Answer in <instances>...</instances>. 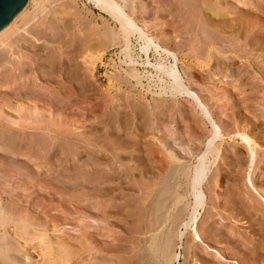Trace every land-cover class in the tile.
<instances>
[{"label":"rangeland","instance_id":"obj_1","mask_svg":"<svg viewBox=\"0 0 264 264\" xmlns=\"http://www.w3.org/2000/svg\"><path fill=\"white\" fill-rule=\"evenodd\" d=\"M181 1L139 0L138 2L134 0L133 7H136L135 14H133L136 21L140 25H143L155 43L176 54L179 63L178 69L183 74L184 81L186 82L187 79V86L199 92L202 95H200L202 99H205L204 101L207 104L210 103L213 106L209 105L210 108L212 107L213 119L221 128L223 134V139L216 143V147L221 152L220 157L214 164H211L212 166H209L210 169L207 174V179L202 187L206 197V203L204 208L199 212L196 229L202 236L204 244L209 246L210 249H220L221 247L222 255L228 258L230 257L229 259L235 255V258L231 260H235L234 262H237V264H264V240H261L264 238V209L259 202V197L264 199V97H262V93L264 94V88H262L264 84L259 81L258 74L252 67L247 68L249 62L256 67L262 63V56L259 55L260 57H258L259 50H256L258 49L257 47L260 49L263 44H258V46L256 44L258 43L257 40L254 39L251 42V46L249 45V48L247 47L249 51L252 50L250 51L252 53L251 55H247L240 51L242 49H238V47L234 48L230 44L223 43L224 45H221V47L223 49L225 46L224 50L226 49L227 51L225 50V54L219 55L218 51L221 47L219 44H215L217 41L214 39L213 33L204 28L199 16H196L198 13L195 14L194 12L196 11V7L194 5L192 6L193 2L188 0L187 2L190 4L188 5L187 2L185 3L186 0H183L182 3ZM231 1L223 0L222 2V5L229 9V13L231 12L228 15L226 9V14L230 17H224L225 20L228 19L230 21L231 17L237 19L248 13L249 16L245 15L240 19H243L242 21L245 22L243 24L246 27L249 26L250 29L252 28L251 30L253 32L254 29L255 31L258 29V33L260 34L254 32V36H260L264 32V25L262 24L264 19H262V15V17L260 16L262 12L264 13V4L262 5L264 0ZM53 3V5L47 4L45 11L37 12V18L33 19V23H28L27 27L24 26V28L20 22V26L17 23L16 27L11 28V34L9 33L5 38L0 40V58L3 60H0V66L2 67H0V107H2L3 101H9L8 103H10V109L6 107H3L2 110L0 109V264H43L44 262V264H160L155 251L160 249L165 241L170 256L176 250L179 254L178 262H172L171 264H234L232 262L226 263L221 261L220 258L215 256L203 245L194 243L190 231L184 230L183 227V224L188 220L190 206L193 200L190 197L189 179L182 177V172L188 171L190 174L197 162L198 156L205 152L206 148L204 143H206V139L210 135V127L204 122L201 114L191 102L181 97L173 98L170 94L168 95L169 91H164V89H168V80L156 65L161 64V66H167L172 63L171 58L168 59L165 55H157L153 50H149L145 55L141 50V44L143 43L136 36L129 38V47L125 48V44L118 36V29L115 23L110 21L107 24L111 29L114 28L115 35L117 34V38L119 37L118 40L116 41V36L114 35L113 40L116 43L112 40V43L108 46H97V51H95L96 49L92 50L95 53L92 51V54L88 52L92 56H88L89 54L85 52L84 54L88 57L84 58V60L86 59V62H84H88V64L89 61L92 62V65L89 64L91 67L83 63L82 56L77 60L79 63L77 69L81 71L79 73V70H77V73L83 79L79 83L82 92H84L77 100V105L75 106L77 108H73L70 112L67 111L68 113L63 114L58 124L54 125L55 113L51 108L48 109V106L43 107L42 103H36V100H34L35 103L33 100H31L32 102L25 101L27 102L25 103L23 99L17 98V100L13 96L12 93L18 91L21 93L35 91V94L44 93L46 95L47 91L53 90V85L46 84L42 79L50 70L46 67V63L53 61L54 58L56 60L55 55L57 53L46 42L45 38L41 37L49 34L47 29L50 22L48 20L49 18L51 19L52 12H61L63 10L62 5L64 4L66 7L67 5L69 7L65 9L66 11L71 12L73 10L72 13L74 11L76 13L75 15L73 13L74 17H71V20L73 18L72 21L75 20L77 14H80L77 17L79 20L77 18V21L75 20L80 25L84 22L80 23L81 17L84 15L85 21L87 19L90 21V16L92 15L91 18L96 19L97 22L93 19L90 22H95L99 27L103 25L102 22L105 23L108 20L106 16L94 8L89 0H54ZM58 3H61V5ZM227 4H231L232 6H226ZM31 6L32 4L28 7L29 12L32 8ZM50 8H53L52 11ZM155 8L158 11L154 10ZM184 9H186L187 13ZM179 10L180 12H178ZM38 13L40 16L37 15ZM232 14L236 16L233 17ZM247 17H249V20L246 21ZM256 21L262 24L258 28L252 25L254 23L256 24ZM37 23L38 25L36 26ZM40 24L42 26L39 27ZM195 24L197 25L195 26ZM201 27L207 31H201ZM34 31L36 32L34 33ZM208 33L212 34V36ZM241 36H244V34L242 33ZM195 37L198 39L195 40ZM206 37L209 40L205 39ZM212 37L214 40L211 39ZM36 47L40 49L35 50ZM98 47H101V49L98 50ZM250 47L253 48L250 49ZM231 49L233 50L232 52L236 53L239 50L243 53L241 54L239 52L242 56L239 55L240 57L235 58L231 54ZM31 50L32 52H30ZM4 51L8 52V54L4 53ZM34 51L38 54V57ZM2 53L5 54V57ZM9 53L11 54L10 57ZM187 54L190 55L188 56ZM252 54L254 56L256 54V56L253 58ZM246 55L251 56V58L248 57L249 59H245V57L247 58ZM229 56H233L234 58L231 57L227 61L225 58ZM256 57L257 59H255ZM250 60H253V62ZM130 61L136 65H131L132 63L130 64ZM225 62H228L226 64H229V68L232 70V76L229 77V75H226L229 78L228 84L225 85L223 90H216L212 86L211 81H215L216 78L222 77V75L226 78L224 75L226 73L224 69ZM1 63L3 64L1 65ZM149 63L151 66L155 65L156 67H149ZM41 64L48 71L47 69L46 72L45 69L42 70L43 67H40ZM64 69L57 74L63 75V81H66L68 79V68ZM86 69L88 70L86 71ZM157 70L160 72H157ZM131 72L134 73L132 74ZM221 72L222 75H220ZM39 73H43V76ZM136 74L139 76H136ZM212 74L213 76H211ZM125 80L127 81L125 82ZM164 80H167V82ZM89 82L92 86H89ZM232 85L235 86V90L231 88ZM226 91L229 93H226ZM222 92L230 95L233 104L235 103L234 105L236 106L229 107L225 103H222L219 99ZM209 98H211V101L209 100L208 103L207 99ZM114 99L116 102L113 101ZM27 106L29 108L28 112L31 110L30 113H27ZM117 106L118 108H116ZM124 106L126 109H123ZM140 106H144L143 109H140ZM40 107L44 109L35 111ZM136 107H138L137 110ZM24 108L27 110H24ZM33 109L34 111H32ZM109 109L112 111H109ZM8 110L9 112H7ZM260 116L263 117L260 118ZM1 119H4V121L12 120L13 123L8 121L6 123ZM27 121L31 123V129L29 130L22 128L23 124ZM42 122L46 123L45 127L47 129L40 127V123ZM11 124L13 125L11 126ZM125 129L126 131H124ZM13 132L14 134H12ZM236 132L247 136L255 143L254 145L256 147L254 151H257L255 152V158L260 162H256V166L251 173V178L254 188L259 195L250 191L245 184L247 173L250 170L247 167L248 152L244 145L240 143ZM105 134L108 135V139ZM26 139L27 142L25 141ZM97 142L99 143L97 144ZM105 143L106 145H104ZM89 148H92V150ZM170 150L173 152L176 151L177 159L172 158L171 153H168ZM119 159L121 160L119 161ZM172 159L175 160L173 161ZM209 159L210 162L213 161L211 156ZM122 160L125 161L122 162ZM95 175L98 177H95ZM138 181H141V183ZM166 193L168 194L166 195ZM137 200L139 201L137 202ZM102 209H104L103 211L107 215L102 213ZM107 216L109 217L107 218ZM33 230L38 233L36 232V234ZM181 231L184 232L185 237L183 236L179 240L178 235ZM28 232H30L28 234L30 237L26 234ZM42 233L44 237L41 239ZM20 234L22 238L24 237L23 240ZM37 235H40V238L36 239ZM25 237L28 243H25ZM216 240L220 243H217ZM46 256L47 258H45Z\"/></svg>","mask_w":264,"mask_h":264},{"label":"bare ground","instance_id":"obj_2","mask_svg":"<svg viewBox=\"0 0 264 264\" xmlns=\"http://www.w3.org/2000/svg\"><path fill=\"white\" fill-rule=\"evenodd\" d=\"M57 1V0H56ZM67 1V0H66ZM90 1V3L94 6V8L95 9H97L98 10V12L100 11L104 16H106V18H108V20H106L105 21V23H103L102 22V24L103 25H101L100 27L99 26H97V24L95 23V22H93V23H95V24H93L92 22H90V21H92V19L93 18H91V16H90V21H89V19H87L86 21L84 20L85 19V15L84 16H82L81 17V20H80V23H82L83 21V23L80 25L78 22V24L76 23V18L78 17V15H80V14H77L76 16V18H75V20L74 21H72L73 20V18H72V20H71V17H74L73 16V13H74V15L76 14L75 13V11L72 13V11L71 12H69V11H66L65 9H67V8H69L68 7V3L67 2H65V3H67L68 5H67V7H66V5H62V8H63V10L60 12H57L56 10H54V11H56V12H52V16H51V19L49 18V20H48V22H50V24H49V27H48V32H49V34H47V35H44V36H41V37H43V38H45V40H46V42L51 46V48L52 49H54L55 51H56V60H55V58H54V60L53 61H47L48 63H46L47 65H46V67L47 68H49L50 70L48 71V69H47V71H48V73H46L47 75H45V77L42 79V81H44L46 84H52L53 85V90L51 91H47V90H45V91H47V94L45 95L44 93L43 94H35L34 92H31L30 91V93H29V91L28 92H23V93H21V92H16V93H12L13 94V96L17 99H23L24 100V102L25 101H31V100H36L37 102L36 103H38L39 102V104H41L42 103V106L43 107H47L48 106V109H50L51 108V110H53V112L55 113V115H54V117H55V120H54V125L55 124H58L59 122H60V120L62 119V116H63V114H65L67 111H69L70 112V110H73V108H77V107H75L77 104V100H78V98H80V95L84 92H82V89H81V87H80V80H82L83 81V79L81 78V76L77 73V70H79V73L81 72L80 71V69H77V66H79V63L77 62V60L79 59V58H81V56H82V61H83V63L84 64H87V65H89V64H91L92 65V62H90L89 60H87V61H89V64H88V62L87 63H85L86 62V59L84 60V58H86V57H88V56H92V55H90L88 52H90L91 54H92V52L93 53H95V51H97V46H108L110 43H112L111 41L114 39V37L117 35H115V33H114V28L113 29H111L110 27H109V25L107 24V22H110V21H112L113 23H115V25H116V27H117V32H118V36L121 38V40L123 41V43L125 44L124 46H125V48L126 47H129V44L128 43H130V41H129V38L131 37V36H136L137 38H138V40H140L143 44H141L142 45V47H141V50H142V52H144V54L146 55L147 54V52L149 51V50H153L154 52H155V54L157 53V55H165V57L167 56L168 57V59H172V63H170V64H168L167 66H161V64H157L156 66H157V68L158 69H160L161 71H162V73H163V75L167 78V80H168V89H164V91L165 90H167V91H169L168 92V95L170 94L173 98H175V97H181V98H184V99H186L187 101H189V102H191L193 105H194V107L197 109V111L201 114V116H202V118H203V120H204V122L207 124V125H209V129H210V135H209V137L206 139V143H204L205 144V152L202 154V155H200V156H198V159H197V162H196V164H195V166L193 167V169L191 170V172H190V174L188 173V171L187 172H182V177H184V178H188L189 179V187H190V190H191V196L190 197H192L191 198V200H193L191 203V208H190V213H189V217H188V220L183 224V227H184V230H189L190 231V234H191V236H192V239H193V242L194 243H199V244H201V245H203L205 248H207L209 251H211L215 256H217L218 258H220V260L221 261H223V262H226V263H229V262H232V263H234V264H237V262H234L235 260H231L232 258H235L234 256L233 257H231V259H229L228 257H224L222 254H223V252H221V247H220V249L219 248H214V249H210L209 248V246H207L206 244H204V242H203V239H202V236L197 232V229H196V225H197V222H198V217H199V212L204 208V206H205V203H206V197H205V194H204V192H203V190H202V187H203V185H204V183H205V181H206V179H207V174H208V172H209V169H210V165L213 163H215L216 162V160H218L219 159V157H220V149L218 148V147H216V143L217 142H219L220 140H222L223 139V134H222V131H221V128L219 127V125L216 123V121H214V119H213V114H212V105H210V103H209V100L211 99V98H209V99H207L208 101V103L209 104H207L203 99H202V95L201 94H199V92H196V91H194V90H192V89H190L188 86H187V79H186V82L184 81V78H183V74H181V71H179V69H178V58H177V56H176V54L175 53H172L171 51H169L168 49H166V48H164V47H162V46H160L159 44H157V43H155L154 42V40H153V38H151L149 35H148V32H146V29L143 27V25H140L137 21H136V19H135V16H134V14H135V7H133V4H134V0H89ZM138 2H139V0H137ZM142 1V0H141ZM177 1H179V0H177ZM183 1V0H182ZM182 1H181V3H182ZM188 0H186L185 1V3L187 2ZM228 1V0H227ZM231 1V0H230ZM54 0H26V2H25V4L23 5V7L16 13V15L12 18V20L5 26V27H3L1 30H0V40H2L3 38H5L9 33H10V30H11V28L12 27H16V24L18 23V26H20L21 24H22V27L24 28V26H26L27 27V24L29 23V24H31L30 22H32L33 23V19H36L37 17H36V13L37 12H43V10L45 11V7H46V5L48 4V5H53L54 3ZM59 2V1H58ZM61 2V1H60ZM70 2V1H69ZM164 2V1H163ZM173 2V1H172ZM172 2H171V4H172ZM191 2H193L192 3V6L194 5L196 8V11H194L195 12V14L196 13H198V14H196V16L198 17L199 16V19H200V21H201V23H203L202 25L204 26V28H206L207 30H210L209 32H211V33H213V35H214V39L217 41V42H215V44H219V46L221 47V45H224L223 43H227V44H230V45H232L234 48L235 47H238V49H242V50H240L241 52H244V53H246L247 55H251V53L252 52H250V51H252V50H248L247 49V47L250 45L251 46V42L254 40V39H256L257 40V42L258 43H256V42H254V43H256L257 45L258 44H263V46H261V48L259 49V47H257V46H255V47H257L258 49L256 50V51H258V57H260L259 55H261L262 56V63L260 64V63H258V64H260V65H258V67H256V66H254V64H252V63H250L249 62V64H247V68H250V67H252L255 71H256V73L258 74V79H259V81L260 82H262V84H264V32L260 35V36H257V35H255L254 36V32H257L256 34H260V33H258V29L255 31V29H254V32L249 28V26H245L244 24H245V22L244 21H242L243 19H240V18H243L245 15H247V16H249L248 15V13L247 14H244V16L242 15V17H239V18H237V19H233L232 17H231V19H230V21L228 20V19H226L225 20V18L224 17H226V16H228L230 13H229V9L228 8H226L225 6H223L222 4V2H223V0H191ZM244 2V1H243ZM254 2H256V1H254ZM62 3H63V1H62ZM89 3V2H88ZM168 3L170 4V2L168 1ZM190 3V2H189ZM226 3H228V2H226ZM231 3H232V1H231ZM234 3V2H233ZM257 3V2H256ZM261 3V2H260ZM30 4H32V11H31V9H30V12L28 11V7L30 6ZM58 4H60L61 5V3H58ZM70 4H72L71 2H70ZM187 4H188V2H187ZM244 4V3H243ZM264 3H262V5H263ZM185 5V4H184ZM183 5V6H184ZM188 5H190V4H188ZM229 5H231V4H227L226 6H229ZM239 5H241V4H239ZM247 5V4H246ZM63 6H65V7H63ZM187 6V5H186ZM192 6H189V7H192ZM232 6V5H231ZM243 6V5H242ZM241 6V7H242ZM249 6V5H248ZM261 6V5H260ZM73 7H75V6H73ZM142 7V6H141ZM244 8H245V6H243ZM56 8V7H55ZM77 8V7H76ZM170 8V7H169ZM188 8V7H187ZM253 8H254V6H253ZM252 8V9H253ZM51 9V8H50ZM53 9V8H52ZM52 9H51V11H52ZM57 9V8H56ZM190 9V8H189ZM226 9H227V14H226ZM252 9H251V11H252ZM255 9H256V7H255ZM261 9H263L262 7H261ZM154 10H156V11H158L156 8L154 9ZM172 10V9H171ZM185 10V12H186V9H184ZM192 10H194L193 8H192ZM198 10V11H197ZM239 10H240V8H239ZM50 11V12H51ZM78 11V10H77ZM177 11V10H176ZM182 11H183V9H182ZM189 11H191V10H189ZM242 11V10H241ZM253 11H255L254 9H253ZM257 11V10H256ZM46 12H48V11H46ZM80 12V11H79ZM90 12V11H89ZM88 12V13H89ZM149 12V11H148ZM153 12V11H152ZM175 12V11H174ZM173 12V13H174ZM178 12H180V10L178 11ZM184 12V11H183ZM193 11H192V13H194ZM234 12V11H233ZM232 12V13H233ZM243 12H245L244 10H243ZM249 13H250V11H248ZM45 13V12H44ZM78 13V12H77ZM134 13V14H133ZM150 13V12H149ZM176 13V12H175ZM187 13V12H186ZM237 13V12H236ZM41 14V13H40ZM48 14V13H47ZM86 14V13H85ZM90 14H91V12H90ZM151 14V13H150ZM172 14V13H171ZM177 14V13H176ZM185 14V13H184ZM240 14V13H239ZM238 14V15H239ZM243 14V13H242ZM257 14V13H256ZM37 15H39V13L37 14ZM87 15V14H86ZM168 15V14H167ZM235 15V14H234ZM263 16L264 17V13L262 12V14H260V16ZM40 16V15H39ZM43 16H46V15H43ZM155 16V15H154ZM160 16V15H159ZM232 16H233V14H232ZM236 16V15H235ZM235 16H233V17H235ZM261 16V17H262ZM48 17V16H47ZM50 17V16H49ZM94 17V16H93ZM173 17V16H172ZM228 17H230V16H228ZM254 17V16H253ZM262 17V19H264ZM43 18V17H42ZM101 18V17H100ZM105 18V17H104ZM138 18V17H137ZM181 18V17H180ZM44 19H45V17H44ZM43 19V20H44ZM78 19V18H77ZM188 19V18H187ZM261 19V20H262ZM38 20V19H37ZM47 20V19H46ZM79 20V19H78ZM94 20V19H93ZM96 20V19H95ZM94 20V21H95ZM100 20V19H99ZM98 20V21H99ZM228 20V21H227ZM247 20H249V17H247V19H246V21ZM52 21V22H51ZM101 21H103V20H101ZM190 21V20H189ZM251 21V20H250ZM19 22L21 23V24H19ZM36 22V21H35ZM96 22H97V20H96ZM191 22H192V20H191ZM243 22H244V24H243ZM43 23H44V21H43ZM91 23H92V26H91ZM193 23V22H192ZM195 23V22H194ZM247 23V22H246ZM45 24V23H44ZM255 24V23H254ZM254 24H252L253 25V27H255V28H258L259 26H260V24H261V22H257L256 21V24L254 25ZM262 24L264 25V21L262 22ZM261 24V25H262ZM38 25V23L36 24V26ZM47 25V24H46ZM94 25V26H93ZM145 25V24H144ZM187 25H189V26H191L190 24H187ZM197 24H195V26H196ZM200 25V24H199ZM247 25V24H246ZM17 26V27H18ZM40 26H42L41 24L39 25V27ZM48 26V25H47ZM34 27H35V25H34ZM38 27V28H39ZM261 27H263V26H261ZM21 28V27H20ZM19 28V29H20ZM188 28V27H187ZM192 28V27H191ZM203 28V29H204ZM264 28V27H263ZM29 29V28H28ZM33 29V28H32ZM190 29V28H189ZM197 29V28H196ZM200 29V28H199ZM201 29H202V27H201ZM201 30V31H205V30ZM260 29V28H259ZM262 29V28H261ZM35 30V29H34ZM206 30V31H207ZM12 31V30H11ZM14 31V30H13ZM20 31V30H19ZM18 31V32H19ZM28 31V30H27ZM31 31V30H30ZM29 31V32H30ZM192 31V30H191ZM193 31H194V29H193ZM196 31V30H195ZM25 33H26V31H24ZM36 31H34V33H35ZM46 32V31H45ZM44 32V33H45ZM116 32V31H115ZM116 32V33H117ZM198 32V31H197ZM200 32V31H199ZM260 32V31H259ZM16 33V32H15ZM33 33V32H32ZM194 33V32H193ZM202 33V32H201ZM244 34V36H241V34ZM11 34V33H10ZM28 34V33H27ZM198 34V33H197ZM209 34V33H208ZM40 35V34H39ZM42 35V34H41ZM115 35V36H114ZM203 35V34H202ZM209 35H211L212 36V34H209ZM223 35H225V36H223ZM10 36V35H9ZM34 37V36H33ZM37 37V36H36ZM118 37V38H119ZM39 38V37H38ZM118 38H117V36H116V41L118 40ZM132 38V37H131ZM196 38V37H195ZM194 38V39H195ZM25 39V38H24ZM198 38H196L195 40H197ZM205 39H207V40H209V38L208 37H206ZM211 39H213V37L211 38ZM213 39V40H214ZM38 40V39H37ZM41 40V39H40ZM131 40V39H130ZM193 40V39H192ZM195 40H194V42H195ZM213 40H211L212 42H214ZM24 41V40H23ZM30 41V40H29ZM115 40H113V42H114ZM116 41H115V43H116ZM205 41V40H204ZM26 42V41H25ZM46 42H44V43H46ZM199 42V41H198ZM207 42V41H206ZM209 42V41H208ZM29 43V42H28ZM46 43V44H47ZM159 43V42H158ZM179 43V42H178ZM177 43V44H178ZM187 43V42H186ZM33 44V43H32ZM47 44V45H48ZM114 44V43H113ZM118 44H120V43H118ZM197 44V43H196ZM206 44V43H205ZM256 44H254V45H256ZM26 45V44H25ZM34 45V44H33ZM32 45V46H33ZM39 45V44H38ZM122 45V44H121ZM183 45V44H182ZM195 45V44H194ZM197 45H199V44H197ZM201 45V44H200ZM31 46V45H30ZM49 46V47H50ZM120 46V45H119ZM184 46V45H183ZM202 46V45H201ZM217 46V45H216ZM259 46V45H258ZM21 47H23V46H21ZM103 47H102V49H103ZM196 47V46H195ZM199 47V46H198ZM225 47V46H224ZM224 47H223V49H222V47H221V49L218 51V54L219 55H223V54H225V50H224ZM243 47V48H242ZM246 47V49H244ZM254 47V48H255ZM99 49L98 50H100L101 49V47H98ZM124 48V49H125ZM176 48V47H175ZM194 48V47H193ZM201 48V47H200ZM202 48H204V47H202ZM211 48V47H210ZM249 48V47H248ZM253 48V47H252ZM251 47H250V49H252ZM38 49H40L39 47H36L35 48V50H38ZM50 49V48H49ZM96 49V50H95ZM205 49V48H204ZM229 49H230V47H229ZM25 50H26V48H25ZM42 50V49H41ZM53 50V51H54ZM92 50H95V51H92ZM103 50H105V48L103 49ZM234 50H237V49H234ZM254 51H255V49H253ZM8 51V50H7ZM11 51V50H10ZM9 51V52H10ZM27 51V50H26ZM48 51V50H47ZM92 51V52H91ZM102 51V50H101ZM198 51V50H197ZM202 51V50H201ZM212 51V50H211ZM227 51V50H226ZM231 52L233 51L232 49L230 50ZM238 52L236 53V52H232L231 54L232 55H234V57L235 58H237V57H240V56H242L241 54H243V53H241L239 50H237ZM247 51H249V52H247ZM253 51V52H254ZM30 52H32V50L30 51ZM88 53L89 55L87 56V55H85L84 53ZM100 52V51H99ZM127 52V51H126ZM154 52H152V53H154ZM241 54H240V53ZM4 53H7L8 54V52H5L4 51ZM4 53H2V54H4ZM34 53H35V51H34ZM40 53V52H39ZM54 53V52H53ZM195 53V52H194ZM193 53V54H194ZM197 53V52H196ZM239 53V54H238ZM257 53V52H256ZM10 54V53H9ZM36 54V53H35ZM85 55V57H83V55ZM101 54V53H100ZM127 54H128V52H127ZM214 54V53H213ZM38 54H36V56H37ZM51 55H53V54H51ZM144 55V56H145ZM188 55V54H187ZM190 55V54H189ZM188 55V56H189ZM199 55V54H198ZM197 55V56H198ZM203 55V54H202ZM240 55V56H239ZM246 55V56H247ZM253 55V54H252ZM7 56V55H6ZM11 56V54L9 55V57ZM13 56H14V54H13ZM32 56H34V55H32ZM32 56H30V57H32ZM46 56V55H45ZM95 56H97L96 54H95ZM94 56V57H95ZM218 56V55H217ZM255 56H256V54H255ZM254 55H253V58L255 57ZM4 57H5V54H4ZM38 57V56H37ZM99 57V56H98ZM97 57V58H98ZM127 57V56H126ZM136 57V56H135ZM186 57V56H185ZM192 57V56H191ZM231 57H233V56H229V57H226L225 59L227 60V61H229L228 59H231ZM233 57V58H234ZM249 56H247V58L245 57V59H249V58H251V56L248 58ZM8 58V57H7ZM18 58V57H17ZM33 58V57H32ZM36 58V57H35ZM41 58V57H40ZM130 58V57H129ZM195 58V57H194ZM208 58H210V57H208ZM217 58V57H216ZM220 58V57H219ZM242 58V57H241ZM252 58V59H253ZM4 59V58H3ZM48 59V58H47ZM128 59V58H127ZM201 59V58H200ZM213 59V58H212ZM255 59H257V57L255 58ZM0 60H1V58H0ZM129 60V59H128ZM222 60V59H221ZM243 60V59H242ZM254 60V59H253ZM253 60L251 61V62H253ZM1 61H3V60H1ZM35 61V60H34ZM38 61V60H37ZM40 61H42V60H40ZM40 61H39V64H40ZM44 61V60H43ZM80 61H81V59H80ZM85 61V62H84ZM93 61H95V60H93ZM218 61H220V60H218ZM249 61V60H248ZM256 61V60H255ZM135 62V61H134ZM167 62V61H166ZM6 63V62H5ZM4 63V64H5ZM41 63H43V62H41ZM94 63V62H93ZM132 62L130 61V64H131ZM140 63V62H139ZM147 64H148V62H146ZM146 63H144V64H146ZM226 63H228V62H225V67H224V69H225V72L226 73H224V75L226 76V75H229V77L230 76H232V70H231V68H229V64H226ZM232 63V62H231ZM248 63V62H247ZM255 63H257V62H255ZM3 63H1V65H2ZM43 64H45V63H43ZM72 64V65H71ZM155 64V63H154ZM164 65H165V63H163ZM215 64V63H214ZM224 64V63H223ZM131 65H136V64H134V63H132ZM188 65V64H187ZM216 65V64H215ZM21 66H23V65H21ZM39 66V65H38ZM44 66V65H43ZM42 66V64H41V66L40 67H43ZM83 66H85V65H83ZM90 66V65H89ZM94 66V65H93ZM127 66H128V64H127ZM130 66V65H129ZM141 66V65H140ZM149 67L151 66L150 65V63H149V65H148ZM155 65H153V66H151V67H154ZM155 66V67H156ZM188 66H190V65H188ZM233 66V65H232ZM1 67V66H0ZM4 67V66H3ZM39 67V68H40ZM45 67V66H44ZM42 68V70L43 69H45V68ZM91 67V66H90ZM89 67V68H90ZM146 67V66H145ZM239 67V66H238ZM237 67V68H238ZM2 68V67H1ZM22 68V67H21ZM24 68V67H23ZM66 69V68H68V79L66 80V81H63V75L61 76L60 74L58 75L57 73L58 72H62L63 71V69ZM236 68V69H237ZM41 69V68H40ZM46 69H45V72H46ZM64 69V70H65ZM92 69V68H91ZM90 69V71L92 72V70ZM187 69V68H186ZM194 69V68H193ZM196 69V68H195ZM221 69V68H220ZM233 69V68H232ZM235 69V70H236ZM25 70V69H24ZM23 70V71H24ZM88 69H86V71H87ZM201 70V69H200ZM89 71V72H90ZM132 71V70H131ZM189 71V70H188ZM25 72V71H24ZM144 72H145V70H144ZM157 72H160V71H158L157 70ZM187 72V71H186ZM191 72V71H190ZM237 72V71H236ZM252 72V71H251ZM132 73V72H131ZM134 73V72H133ZM132 73V74H133ZM136 73V72H135ZM151 73V72H150ZM194 73H195V71H194ZM25 74V73H24ZM39 74H41V73H39ZM83 74V73H82ZM90 74V73H89ZM88 74V75H89ZM127 74V73H126ZM217 74V73H216ZM241 74V73H240ZM254 74V73H253ZM42 76H43V73L41 74ZM159 75V74H158ZM220 75H222V72H221V74ZM39 76V75H38ZM66 76V75H65ZM128 76V75H127ZM133 76H135V75H133ZM136 76H139V75H137L136 74ZM150 76H152V75H150ZM162 76V75H161ZM211 76H213V74L211 75ZM219 76V75H218ZM237 76V75H236ZM62 77V78H61ZM157 77V76H156ZM185 77V76H184ZM191 77V76H190ZM189 77V78H190ZM246 77V76H245ZM40 78V77H39ZM64 78H66V77H64ZM85 78V77H84ZM130 78H132V77H130ZM133 78H135V77H133ZM137 78V77H136ZM164 78V77H163ZM165 78V79H166ZM209 78H211L210 76H209ZM215 78H216V76H215ZM236 78V77H235ZM249 78V77H248ZM138 79H140V78H138ZM145 79V78H144ZM150 79H151V77H150ZM212 79V78H211ZM228 77L226 76V78L222 75V77H219V78H216L215 79V81L213 80V81H211V83H212V86L213 87H215V89L216 90H219V89H224V87H225V85L226 84H228ZM244 79V78H243ZM65 80V79H64ZM141 80V79H140ZM167 80L165 81V82H167ZM251 80V79H250ZM253 80V79H252ZM8 81V80H7ZM127 80H125V82H126ZM136 81H137V79H136ZM259 81H257V82H259ZM210 82V81H209ZM6 83V82H5ZM158 83H159V81H158ZM242 83V82H241ZM255 83V82H254ZM11 84V83H10ZM151 84V83H150ZM68 85H70V86H68ZM144 85V84H143ZM147 85V84H146ZM155 85V84H154ZM166 85V84H165ZM245 85V84H244ZM23 86V85H22ZM89 86H92V84L89 82ZM163 86V85H162ZM161 86V87H162ZM233 86V85H232ZM231 86V88H234V90H235V86H233L232 87ZM239 86V85H238ZM131 87H133V86H131ZM190 87H192V86H190ZM229 87V86H228ZM90 88V87H89ZM255 88V87H254ZM262 88H264V86L262 87ZM261 88V89H262ZM10 89V88H9ZM12 89V88H11ZM84 89V88H83ZM134 89V88H133ZM153 89V88H152ZM23 90H25V88H23ZM141 90V89H140ZM11 91V90H10ZM26 91V90H25ZM163 91V90H162ZM231 91V90H230ZM264 91V90H263ZM148 92V91H147ZM166 92V91H165ZM164 92V93H165ZM201 92H203V91H201ZM210 92V91H209ZM217 92V91H216ZM232 92V91H231ZM238 92V91H237ZM241 92V91H240ZM39 93V92H38ZM42 93V92H41ZM131 93V92H130ZM162 94H163V92H161ZM212 93V92H211ZM223 93V94H222ZM221 93V95H220V97H219V99H220V101H222V103H225L227 106H229V107H234V106H236V105H234L233 104V100H231V98H230V95H228V94H225L224 92H222ZM226 93H229V92H227L226 91ZM161 94V95H162ZM166 94V93H165ZM238 94V93H237ZM118 95V94H117ZM135 95V94H134ZM201 95V96H200ZM264 94L262 93V97H264L263 96ZM10 96V95H9ZM116 96V95H115ZM122 96H124V95H122ZM121 96V97H122ZM139 96V95H138ZM164 96V95H163ZM166 96V95H165ZM209 96V95H208ZM233 96V95H232ZM112 97V96H111ZM119 97V96H118ZM135 97V96H134ZM170 97V96H169ZM204 97V96H203ZM212 97V96H211ZM10 98V97H9ZM9 98H7V99H9ZM12 98V97H11ZM120 98V97H119ZM131 99H132V97H130ZM136 98V97H135ZM139 98V97H138ZM141 98V97H140ZM159 98H160V96H159ZM14 99V98H13ZM17 99V100H18ZM123 99V98H122ZM124 99H125V97H124ZM129 99V98H128ZM127 99V100H128ZM142 99V98H141ZM172 99V98H171ZM1 100V99H0ZM12 100V99H11ZM16 100V101H17ZM117 100V99H116ZM126 100V101H127ZM155 100V99H154ZM159 100V99H158ZM175 100V99H174ZM236 100V99H235ZM15 101V100H14ZM68 101V102H67ZM113 101H115V99L113 100ZM120 101V100H119ZM122 101V100H121ZM134 101V100H133ZM140 101V100H139ZM150 101V100H149ZM157 101V100H156ZM162 101V100H161ZM168 101V100H167ZM177 101V100H176ZM211 101V100H210ZM9 102V101H8ZM7 101H3V103H2V107H0V109L2 110L3 109V107H6V108H9L10 107V103H8ZM23 102V103H24ZM32 102V101H31ZM116 102V101H115ZM130 102V101H129ZM152 102V101H151ZM172 102V101H171ZM25 103H27V102H25ZM29 103V102H28ZM34 103H35V101H34ZM121 103V102H120ZM122 103H124V102H122ZM139 103V102H138ZM176 103V102H175ZM259 103H260V101H259ZM262 103V102H261ZM32 104V103H31ZM112 104V103H111ZM117 104V103H116ZM160 104V103H159ZM162 104V103H161ZM174 104V103H173ZM1 105V104H0ZM22 105H24V104H22ZM28 105V104H27ZM124 105V104H123ZM145 105V104H144ZM212 106L211 108H210V106ZM19 106V105H18ZM34 106V105H33ZM41 106V107H42ZM113 106V105H112ZM121 106H122V104H121ZM129 106V105H128ZM131 106H133V105H131ZM142 106V105H141ZM140 106V109L142 108L143 109V107H141ZM146 106V105H145ZM150 106V105H149ZM162 106V105H161ZM168 106V105H167ZM243 106V105H242ZM20 107V106H19ZM18 107V108H19ZM25 107V106H24ZM36 107V106H35ZM38 108L37 110H35V111H38V110H41V109H44V108ZM114 107H115V105H114ZM151 107V106H150ZM153 107V106H152ZM166 107V106H165ZM244 107V106H243ZM21 108V107H20ZM27 108H28V106H27ZM33 108V107H32ZM116 108H118V106L116 107ZM115 108V109H116ZM137 108L138 107H136V110H137ZM155 108V107H154ZM153 108V109H154ZM158 108V107H157ZM182 108V107H181ZM245 108H247V107H245ZM10 109V108H9ZM26 108H24V110H25ZM35 109V108H34ZM34 109L32 110V111H34ZM47 109V110H48ZM104 109V108H103ZM123 109H126L125 108V106H124V108ZM129 109V108H128ZM163 109V108H162ZM193 109V108H192ZM217 109H218V107H217ZM27 110V109H26ZM118 110V109H117ZM149 110V109H148ZM230 110V109H229ZM263 110H264V107H263ZM29 111V108H28V110H27V113H30L31 112V110H30V112H28ZM50 111V110H49ZM48 111V112H49ZM109 111H112V110H110L109 109ZM125 111V110H124ZM123 111V112H124ZM131 111V110H130ZM133 111H134V109H133ZM141 111V110H140ZM144 111V110H143ZM142 111V112H143ZM224 111V110H223ZM240 111V110H239ZM245 111V110H244ZM248 111V110H247ZM6 112V111H5ZM7 112H9V110L7 111ZM20 112V111H19ZM22 112V111H21ZM25 112V111H24ZM41 112H43V111H41ZM73 112V111H72ZM105 112V111H104ZM116 112V111H115ZM151 112V111H150ZM214 112V111H213ZM4 113V112H3ZM45 113V112H44ZM68 113V112H67ZM113 113H114V111H113ZM118 113V112H117ZM134 113V112H133ZM144 113V112H143ZM157 113H159V112H157ZM1 114V113H0ZM11 114V113H10ZM19 114V113H18ZM42 115H43V113H41ZM40 114V115H41ZM109 114V113H108ZM128 114V113H127ZM131 114H132V112H131ZM162 114H163V111H162ZM38 115V114H37ZM124 115V114H123ZM134 115V114H133ZM149 115H151V114H149ZM2 116H4L3 114H2ZM101 116V115H100ZM107 116V115H106ZM113 116H114V114H113ZM118 116V115H117ZM145 116H146V114H145ZM264 116V115H263ZM263 116H260V118L261 117H263ZM5 117V116H4ZM37 117H40V116H37ZM46 117V116H45ZM45 117H43L44 119H45ZM48 117V116H47ZM111 117H112V115H111ZM124 117V116H123ZM122 117V118H123ZM133 117V116H132ZM1 118H3V117H1ZM6 118H8L7 116H6ZM5 118V119H6ZM102 118H104V117H102ZM114 118V117H113ZM120 118V117H119ZM140 118V117H139ZM236 118V117H235ZM258 118H259V116H258ZM10 119V118H9ZM20 119V118H19ZM40 119V118H39ZM48 119V118H47ZM117 119V118H116ZM238 119V118H237ZM2 120V119H1ZM40 120H42V119H40ZM39 120V121H40ZM101 120V119H100ZM125 120V119H124ZM129 120V119H128ZM133 120V119H132ZM140 120L141 121H143V119H141L140 118ZM147 120V119H146ZM153 120H155V119H153ZM262 120V119H261ZM264 120V119H263ZM2 121H4V119L2 120ZM8 122H10V123H13V121L12 120H7ZM7 121H4V122H6L7 123ZM37 121V120H36ZM45 121V120H44ZM51 121V120H50ZM130 121V120H129ZM158 121H160V120H158ZM22 122H23V120H22ZM21 122V123H22ZM121 122V121H120ZM123 122H125V121H123ZM137 122V121H136ZM136 122H134V123H136ZM220 122V121H219ZM218 122V123H219ZM233 122V121H232ZM237 122V121H236ZM9 123V124H10ZM16 123V122H15ZM53 123V122H52ZM104 123V122H103ZM116 123V122H115ZM154 123V122H153ZM158 123V122H157ZM234 123H235V121H234ZM238 123V122H237ZM18 124V123H17ZM98 124V123H97ZM220 124V123H219ZM222 124V123H221ZM236 124V123H235ZM234 124V125H235ZM13 124H11V126H12ZM30 125H31V123L30 122H25L24 124H23V126H22V128L23 129H26V130H29V129H31L30 128ZM103 125V124H102ZM116 125V124H115ZM223 125V124H222ZM252 125V124H251ZM11 126H9L8 125V127L9 128H11ZM46 126V123L45 122H42V123H40V127H43V128H46L45 127ZM124 126V125H123ZM135 126V125H134ZM38 127V126H37ZM135 128V127H134ZM198 128V127H197ZM47 129V128H46ZM102 130V129H101ZM134 131H135V129H133ZM141 130V129H140ZM236 130V129H235ZM124 131H126V129L124 130ZM123 131V132H124ZM129 131H130V129H129ZM139 131V130H138ZM228 131V130H227ZM230 131H231V129H230ZM9 132H11V131H9ZM9 132H7V133H9ZM102 133V132H101ZM228 133V132H227ZM226 133V134H227ZM237 133V132H236ZM249 133V132H248ZM12 134H14V132L12 133ZM29 134V133H28ZM115 134H117V133H115ZM225 134V135H226ZM79 135V134H78ZM99 135H100V133H99ZM107 134H105V136H106ZM16 136V135H15ZM14 136V137H15ZM29 136V135H28ZM101 136V135H100ZM112 136V135H111ZM115 136V135H114ZM208 136V135H207ZM236 136L239 138V141H240V143L242 144V145H244V147L247 149V152H248V162H247V167H249L250 168V170H249V168H248V170H249V173H247V177H246V180H245V184H246V186H247V188L250 190V191H252L254 194H256V195H259L257 192H256V189L254 188V184H253V182H252V178H251V173L253 172V169H254V167L256 166V162H260V161H257V159L255 158V152H257V151H254L255 150V143H253V141L250 139V138H248L247 136H245V135H243V134H239V133H237L236 134ZM249 136V135H248ZM3 137H4V135H3ZM11 137H13V136H11ZM26 137V136H25ZM24 137V138H25ZM200 137V136H199ZM203 137V136H202ZM256 137V136H255ZM9 138V137H8ZM17 139H19L18 137H16ZM103 138V137H102ZM109 137H108V135H107V139H108ZM111 138V137H110ZM133 138V137H132ZM162 138V137H161ZM263 138V137H262ZM71 139V138H70ZM75 139H77V138H75ZM85 139V138H84ZM106 139V140H107ZM118 139V138H117ZM126 139V138H125ZM131 139V138H130ZM136 139V138H135ZM198 139V138H197ZM200 139V138H199ZM258 139V138H257ZM9 140H11V139H9ZM16 140V139H15ZM81 140V139H80ZM139 140V139H138ZM155 140V139H154ZM20 141V140H19ZM26 142H27V139L25 140ZM72 141V140H71ZM86 141V140H85ZM105 141V140H104ZM116 141V140H115ZM126 141H127V139H126ZM129 141V140H128ZM161 141V140H160ZM168 141V140H167ZM167 141H166V143H167ZM193 141V140H192ZM82 142V141H81ZM81 142H79V143H81ZM112 142H114V141H112ZM132 142H134V141H132ZM131 142V143H132ZM203 142V141H202ZM78 143V144H79ZM99 142H97V144H98ZM142 143V142H141ZM159 143V142H158ZM76 144H77V140H76ZM75 144V145H76ZM87 144V143H86ZM94 144H95V142H94ZM116 144H118V143H116ZM127 144V143H126ZM93 145V144H92ZM100 145V144H99ZM104 145H106V143L104 144ZM115 145V144H114ZM113 145V146H114ZM120 145V144H119ZM128 145H130V144H128ZM254 145V146H253ZM79 146V145H78ZM108 146V145H107ZM121 146V145H120ZM126 146V145H125ZM124 146V148H126ZM133 146V145H132ZM105 147V146H104ZM111 147V146H110ZM109 147V148H110ZM116 147V146H115ZM122 147V146H121ZM130 147V146H129ZM128 147V148H129ZM145 147V146H144ZM77 148V147H76ZM78 148H80V147H78ZM198 148H199V146H198ZM222 148V147H221ZM244 148V149H245ZM81 149V148H80ZM90 149V148H89ZM135 149V148H134ZM187 149V148H186ZM196 149V148H195ZM70 150V149H69ZM90 150H92V148L90 149ZM108 150V149H107ZM125 150V149H124ZM132 150V149H131ZM164 150H165V148H164ZM192 150V149H191ZM93 152V151H92ZM144 152V151H143ZM176 151H172V150H170V151H168V153H171V155L173 156H171L172 158H175V159H177L178 158V156H176L177 154L175 153ZM195 152V151H194ZM232 152V151H231ZM69 153V152H68ZM73 153V152H72ZM98 153V152H97ZM150 153V152H149ZM161 153V152H160ZM196 153V152H195ZM115 154V153H114ZM128 154V153H127ZM130 154V153H129ZM156 154V153H155ZM232 154V153H231ZM76 155V154H75ZM91 155V154H90ZM105 155V154H104ZM112 156H113V154H112ZM115 156V155H114ZM128 156V155H127ZM143 156H145V155H143ZM212 157L213 158V161L212 162H210V159H209V157ZM240 156V155H239ZM3 157V156H2ZM1 157V158H2ZM7 157V156H6ZM99 157V156H98ZM111 157V156H110ZM146 157H148V156H146ZM224 157V156H223ZM5 158V157H4ZM115 158V157H114ZM132 158V157H131ZM144 158V157H143ZM238 158V157H237ZM103 159V158H102ZM106 159H107V157H106ZM117 159V158H116ZM151 159V158H150ZM174 159V160H175ZM182 159V158H181ZM192 159V158H191ZM121 159H119V161H120ZM173 160V159H172ZM173 160V161H174ZM234 160H235V158H234ZM233 160V161H234ZM110 161V160H109ZM123 161H125V160H122V162ZM147 161V160H146ZM105 162V161H104ZM130 162H132V161H130ZM186 162V161H185ZM236 162V161H235ZM234 162V163H235ZM240 162V161H239ZM113 163V162H112ZM117 163V162H116ZM147 164H148V162H146ZM111 164V163H110ZM155 164V163H154ZM160 164V163H159ZM165 164V163H164ZM259 164V163H258ZM119 165V164H118ZM212 166V165H211ZM97 167V166H96ZM95 167V168H96ZM124 167V166H123ZM163 167V166H162ZM104 168V167H103ZM129 168V167H128ZM146 168V167H145ZM110 169V168H109ZM96 170V169H95ZM100 170H102V169H100ZM134 170H135V168H134ZM137 170V169H136ZM162 170V169H161ZM125 171V170H124ZM153 171V170H152ZM184 171V170H183ZM94 172V171H93ZM99 172H101V171H99ZM126 172V171H125ZM30 173V172H29ZM95 173V172H94ZM110 173V172H109ZM133 173V172H132ZM153 173V172H152ZM127 174V173H126ZM32 175V174H31ZM106 175V174H105ZM108 175V174H107ZM119 175V174H118ZM97 175H95V177H96ZM142 176H145V175H142ZM98 177V176H97ZM92 178V177H91ZM126 178V177H125ZM136 178V177H135ZM150 178V177H149ZM94 179V178H93ZM116 179V178H115ZM139 180V179H138ZM130 181V180H129ZM147 181V180H146ZM25 182V181H24ZM110 182V181H109ZM134 182V181H133ZM139 182V181H138ZM148 182V181H147ZM86 183V182H85ZM136 183V182H135ZM134 183V184H135ZM139 183H141V181L139 182ZM60 184V183H59ZM111 184H112V182H111ZM116 184V183H115ZM114 184V185H115ZM145 184V183H144ZM163 184V183H162ZM244 184V183H243ZM30 185V184H29ZM96 185V184H95ZM98 186V185H97ZM139 187V186H138ZM93 188H96V187H93ZM83 189V188H82ZM103 190V189H102ZM105 190V189H104ZM141 190V189H140ZM139 190V191H140ZM26 191H27V189H26ZM93 191H95V190H93ZM99 191H100V189H99ZM247 191V190H246ZM138 192V191H137ZM180 192V191H179ZM178 192V193H179ZM163 193V192H162ZM248 193V192H247ZM168 193H166V195H167ZM142 195V194H141ZM173 195V194H172ZM139 196V195H138ZM164 196V195H163ZM250 196V195H249ZM142 197V196H141ZM140 197V198H141ZM160 197H162V196H160ZM173 197V196H172ZM171 197V198H172ZM234 197V196H233ZM246 197V196H245ZM259 197V196H258ZM99 198H101V197H99ZM170 198V199H171ZM241 198V197H240ZM253 198H254V196H253ZM260 198V204L263 206V209H264V199H262L261 197H259ZM103 199V198H102ZM106 199V198H105ZM142 199V198H141ZM189 199V198H188ZM232 199V198H231ZM243 199V198H242ZM183 200V199H182ZM215 200V199H214ZM239 200V199H238ZM139 200H137V202H138ZM167 201V200H166ZM246 201V200H245ZM244 201V202H245ZM27 202V201H26ZM38 202V201H37ZM226 202V201H225ZM235 202H237V201H235ZM258 202V201H257ZM108 203H110V202H108ZM163 203H165V202H163ZM180 203V202H179ZM212 203V202H211ZM215 204V203H214ZM218 204V203H217ZM224 204V203H223ZM250 204V203H249ZM36 205V204H35ZM41 205V204H40ZM226 205V204H225ZM217 206V205H216ZM250 206V205H249ZM108 207V206H107ZM134 207V206H133ZM157 207V206H156ZM155 207V208H156ZM162 207V206H161ZM172 207V206H171ZM251 207V206H250ZM135 208V207H134ZM163 208V207H162ZM248 208V207H247ZM252 208V207H251ZM38 209H40V208H38ZM136 209V208H135ZM243 209V208H242ZM249 209V208H248ZM253 209V208H252ZM34 210V209H33ZM104 209H102V211H103ZM172 210V209H171ZM247 210V209H246ZM105 211H107V210H105ZM160 211H162V210H160ZM183 211V210H182ZM248 211H250V210H248ZM185 212V211H184ZM231 212V211H230ZM237 212V211H236ZM253 212V211H252ZM251 212V213H252ZM259 212V211H258ZM257 212V213H258ZM102 213H105L104 211L102 212ZM108 213H109V211H108ZM131 213V212H130ZM137 213H138V211H137ZM146 213V212H145ZM166 213V212H165ZM218 213H219V210H218ZM217 213V214H218ZM239 213V212H238ZM250 213V212H249ZM46 214V213H45ZM100 214V213H99ZM106 215H107V213H105ZM157 214V213H156ZM226 214V213H225ZM224 214V215H225ZM231 214V213H230ZM101 215V214H100ZM128 215V214H127ZM167 215V214H166ZM210 215V214H209ZM215 215H216V213H215ZM214 215V216H215ZM223 215V214H222ZM229 215V214H228ZM235 215V214H234ZM247 215V214H246ZM258 215V214H257ZM112 216V215H111ZM155 216V215H154ZM183 216V215H182ZM217 216V215H216ZM236 216V215H235ZM264 216V215H263ZM109 216H107V218H108ZM126 217V216H125ZM130 217H132V216H130ZM174 218H175V216H173ZM185 217V216H184ZM223 217V216H222ZM221 217V218H222ZM225 217V216H224ZM238 217V216H237ZM255 217V216H254ZM259 217H261V216H259ZM102 218V217H101ZM129 218V217H128ZM227 218V217H226ZM210 219V218H209ZM238 219V218H237ZM262 219V218H261ZM184 220V219H183ZM224 220H225V218H224ZM227 220H228V218H227ZM230 220V219H229ZM263 220V219H262ZM107 221V220H106ZM105 221V222H106ZM128 221V220H127ZM239 221V220H238ZM237 221V222H238ZM19 222V221H18ZM17 222V223H18ZM157 222V221H156ZM20 223V222H19ZM31 223V222H30ZM38 223V222H37ZM130 223V222H129ZM212 223V222H211ZM264 223V222H263ZM21 224V223H20ZM168 224V223H167ZM241 224V223H240ZM255 224V223H254ZM134 225V224H133ZM153 225V224H152ZM155 225V224H154ZM159 225V224H158ZM20 226V225H19ZM39 226V225H38ZM20 227H22V226H20ZM19 227V228H20ZM34 227V226H33ZM41 227V226H40ZM155 227H156V225H155ZM182 227V228H183ZM228 227V226H227ZM18 228V227H17ZM24 228V227H23ZM29 228V227H28ZM140 228V227H139ZM166 228V227H165ZM178 229V228H177ZM210 229V228H209ZM234 229H235V227H234ZM30 230V229H29ZM32 230V229H31ZM15 231V230H14ZM34 231V230H33ZM204 231V230H203ZM213 231V230H212ZM4 232V231H3ZM18 232V231H17ZM20 232H22V231H20ZM27 232V231H26ZM35 233L37 232V231H34ZM140 232V231H139ZM173 232H174V230H173ZM207 232V231H206ZM263 232V231H262ZM38 233V232H37ZM36 233V234H37ZM213 233H214V231H213ZM259 233V232H258ZM19 234V233H18ZM27 235L28 234H30V232H28V233H26ZM45 234V233H44ZM149 234V233H148ZM178 234V233H177ZM188 234V233H187ZM203 234V233H202ZM208 234V233H207ZM17 235V234H16ZM43 235V233L41 234V239H42V237H44V236H42ZM204 235V234H203ZM259 235V234H258ZM6 236V235H5ZM9 236V235H8ZM7 236V237H8ZM20 236H21V234H20ZM29 236V235H28ZM33 236V235H32ZM39 236V237H38ZM184 236V232L183 231H181L180 233H179V235H178V237H179V240H181L182 239V237ZM208 236V235H207ZM212 236V235H211ZM30 237V236H29ZM37 237V238H36ZM36 237H34V238H36V239H38V238H40V235H37ZM185 237V236H184ZM216 237V236H215ZM20 238V237H19ZM21 238H22V236H21ZM32 238V237H31ZM33 238V239H34ZM187 238V237H186ZM224 238V237H223ZM16 239V238H15ZM24 239V237L22 238V240ZM25 239H26V237H25ZM32 239V240H33ZM210 239H211V237H210ZM209 239V240H210ZM216 239V238H215ZM214 239V240H215ZM229 239V238H228ZM238 239H240V238H238ZM2 240V239H1ZM29 240H30V238H29ZM261 240H264V238H262ZM6 241V240H5ZM25 241V243L27 242L28 243V241H27V239L26 240H24ZM40 241V240H39ZM42 241V240H41ZM188 241V240H187ZM208 241V240H207ZM226 241V240H225ZM30 242V241H29ZM45 242V241H44ZM166 242V241H165ZM165 242H164V244H163V246H161V248L160 249H158L157 251H155L156 253V256H157V258H158V260H159V262H160V264H171L172 262H174V263H177L178 262V260H179V254H178V252H177V250H176V252L172 255V256H170V254L168 253V251H167V247H166V244H165ZM190 242H191V240H190ZM216 242H217V240H216ZM47 243V242H46ZM80 243V242H79ZM217 243H220V242H217ZM216 243V244H217ZM225 243V242H224ZM179 244V243H178ZM241 244V243H240ZM38 245V244H37ZM42 245H43V243H42ZM212 245V244H211ZM68 246V245H67ZM168 246V245H167ZM178 246V245H177ZM222 246V245H221ZM240 246V245H239ZM6 247V246H5ZM45 247V246H44ZM47 247V246H46ZM135 247V246H134ZM146 247V246H145ZM171 247V246H170ZM233 247V246H232ZM236 247V246H235ZM18 248V247H17ZM49 248V247H48ZM176 248V247H175ZM189 248V247H188ZM227 248H228V246H227ZM193 249V248H192ZM191 249V250H192ZM254 249V248H253ZM43 250V249H42ZM45 250V249H44ZM147 250V249H146ZM170 250V249H169ZM188 250V249H187ZM228 250H229V248H228ZM10 251V250H9ZM51 251V250H50ZM197 251V250H196ZM200 251V250H199ZM25 252V251H24ZM46 252H47V250H46ZM48 252H49V250H48ZM151 252V251H150ZM188 252V251H187ZM229 252V251H228ZM5 253V252H4ZM51 253V252H50ZM202 253V252H201ZM230 253H231V251H230ZM40 254H42V253H40ZM154 254V255H155ZM199 254V253H198ZM25 255V254H24ZM202 255V254H201ZM208 255H210V254H208ZM28 256V255H27ZM47 256H48V254H47ZM47 256L45 257V258H47ZM77 256V255H76ZM225 256H226V254H225ZM230 256H232V255H230ZM23 257V256H22ZM41 257H44V256H41ZM27 258V257H26ZM72 258V257H71ZM70 258V259H71ZM214 258V257H213ZM216 258V257H215ZM227 258V259H226ZM32 259V258H31ZM40 259H43V258H40ZM187 259V258H186ZM29 260V259H28ZM44 260V259H43ZM206 260V259H205ZM51 261V260H50ZM31 262H33V261H31ZM39 262V261H38ZM44 262V261H43ZM193 262V261H192ZM203 262V261H202ZM249 262V261H248ZM30 263V262H29ZM45 263V262H44ZM43 263V264H44ZM251 263V262H250ZM54 264V263H53ZM56 264V263H55ZM66 264V263H65ZM138 264V263H137ZM219 264V263H218Z\"/></svg>","mask_w":264,"mask_h":264},{"label":"water","instance_id":"obj_3","mask_svg":"<svg viewBox=\"0 0 264 264\" xmlns=\"http://www.w3.org/2000/svg\"><path fill=\"white\" fill-rule=\"evenodd\" d=\"M25 2L26 0H0V30L12 20Z\"/></svg>","mask_w":264,"mask_h":264}]
</instances>
